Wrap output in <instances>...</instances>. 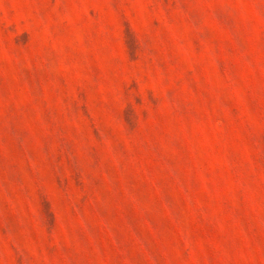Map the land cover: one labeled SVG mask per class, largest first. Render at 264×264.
Segmentation results:
<instances>
[{
	"label": "rangeland",
	"instance_id": "374dc122",
	"mask_svg": "<svg viewBox=\"0 0 264 264\" xmlns=\"http://www.w3.org/2000/svg\"><path fill=\"white\" fill-rule=\"evenodd\" d=\"M0 264H264V0H0Z\"/></svg>",
	"mask_w": 264,
	"mask_h": 264
}]
</instances>
